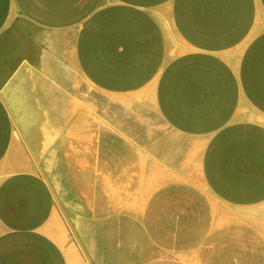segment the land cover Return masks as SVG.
<instances>
[{
  "label": "crops",
  "instance_id": "1",
  "mask_svg": "<svg viewBox=\"0 0 264 264\" xmlns=\"http://www.w3.org/2000/svg\"><path fill=\"white\" fill-rule=\"evenodd\" d=\"M0 95L92 264H264V0H0ZM0 264H84L1 99Z\"/></svg>",
  "mask_w": 264,
  "mask_h": 264
},
{
  "label": "rangeland",
  "instance_id": "2",
  "mask_svg": "<svg viewBox=\"0 0 264 264\" xmlns=\"http://www.w3.org/2000/svg\"><path fill=\"white\" fill-rule=\"evenodd\" d=\"M52 54V53H51ZM18 67V66H17ZM51 71H53V66H51ZM81 87H82V89H83V98H87L88 96L87 95H85V93H84V90H86V89H88L89 88V86H88V84L84 81V79H82L81 80ZM19 113H16V115H15V118H16V120H17V123H18V125H19V127H20V129H21V131L23 132V134H24V136H25V138H26V140H27V142H28V138L26 137V134H25V131H30V132H32V131H34L35 129H33V128H30V129H26L25 127H23V125H24V123L25 122H29L30 120H36V119H39L40 117L38 116V115H30V114H27V115H25L24 117H20L19 115H18ZM155 119H157V118H155ZM23 143H24V141H23ZM29 143V142H28ZM29 145H30V147H31V149H32V151H33V153H34V149H33V147H32V145L29 143ZM24 146H25V150H26V152H27V155L29 156V158H30V160L33 162V164L36 166V164H35V162H34V160H33V158H32V156L30 155V153H29V151H28V149H27V147H26V145H25V143H24ZM34 155H35V157H36V159H37V161H38V163L40 164V166H41V168H42V170H43V172H44V169H43V167H42V161L40 160V159H38V157L36 156V154L34 153ZM37 167V166H36ZM38 168V167H37ZM186 198V193H185V191H183V190H181V189H179V191H178V199L179 200H184ZM255 209H253V210H255V211H257L258 212V215H257V217H258V222H253L251 225H250V227H252L253 229H255L257 232H258V241L259 242H261L262 243V245H263V250H264V204L263 205H260V206H258V208L257 207H254ZM68 217V216H67ZM68 219H69V217H68ZM66 221V220H65ZM69 221H70V219H69ZM67 223V222H66ZM70 223H71V221H70ZM68 225V224H67ZM68 227H69V225H68ZM69 232H70V237H71V240H73L75 243H76V245H77V247H78V250H79V252H80V254H81V257H82V262L84 263V264H92V262H91V260L89 259V260H87V258L85 257V255H84V253H83V251H82V249H81V247H80V244L78 243V241L76 240V238H75V236H74V234H73V232L71 231V229H70V227H69ZM84 249V248H83ZM85 253H86V251H85ZM87 254V253H86ZM88 256V255H87ZM245 264V263H244Z\"/></svg>",
  "mask_w": 264,
  "mask_h": 264
},
{
  "label": "water",
  "instance_id": "3",
  "mask_svg": "<svg viewBox=\"0 0 264 264\" xmlns=\"http://www.w3.org/2000/svg\"><path fill=\"white\" fill-rule=\"evenodd\" d=\"M0 99L2 100V102H3L4 105H5V107L7 108L8 112H9V115H10V117L12 118V120H13V122H14L16 128H17V130L19 131L20 136H21V138L23 139V141H24V143H25V145H26V147H27V149H28L30 155L32 156V158H33V160H34L36 166L38 167V169H39V171L41 172V174H42L43 178L45 179V181L47 182V184H48V186H49V188H50V191H51V193H52V195H53L55 201L57 202L59 208L61 209V212H62V214H63V216H64V218H65L67 224L69 225L71 231L73 232V234H74L76 240H77L78 243L80 244V247H81V249H82V251H83L85 257L87 258V260H89V257H88L87 254L85 253V250L83 249V247H82V245H81L79 239L77 238V235L75 234V231L73 230V227H72V225H71V223H70V221H69V219H68V217H67L65 211L63 210L62 206L60 205L59 200L57 199V196H56L55 192L53 191L51 185L49 184L46 175L44 174V172H43V170H42L40 164L38 163V161H37V159H36V157H35V155H34L32 149H31V147H30V145H29V143L27 142V140H26V138H25L23 132L21 131V129H20L18 123H17L16 118L14 117L12 111L9 109L8 104H7L6 100H5V98H4L2 95H0ZM90 264H91V263H90Z\"/></svg>",
  "mask_w": 264,
  "mask_h": 264
}]
</instances>
